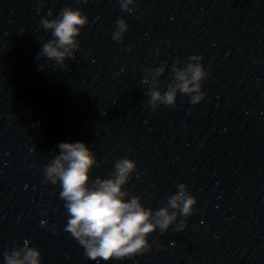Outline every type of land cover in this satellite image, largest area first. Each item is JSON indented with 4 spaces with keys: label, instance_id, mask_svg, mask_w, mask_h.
<instances>
[{
    "label": "water",
    "instance_id": "1",
    "mask_svg": "<svg viewBox=\"0 0 264 264\" xmlns=\"http://www.w3.org/2000/svg\"><path fill=\"white\" fill-rule=\"evenodd\" d=\"M68 7L89 24L76 59L60 66L39 57L53 38L40 22ZM133 7L0 0V264L25 240L42 264H264V0H137ZM119 19L129 25L122 42L112 39ZM192 55L203 56L209 73L206 99L193 105L179 94L174 107H149L144 69L168 66L164 92L172 66ZM76 142L96 155L93 180L111 178L119 159L134 160L138 171L125 190L146 208L166 206L186 184L198 201L187 228L157 230L151 251L122 261L86 258L65 231L61 188L45 183L43 171L60 143Z\"/></svg>",
    "mask_w": 264,
    "mask_h": 264
},
{
    "label": "clouds",
    "instance_id": "2",
    "mask_svg": "<svg viewBox=\"0 0 264 264\" xmlns=\"http://www.w3.org/2000/svg\"><path fill=\"white\" fill-rule=\"evenodd\" d=\"M120 8L127 13L135 11L137 0H118ZM39 11V10H38ZM52 12L47 14L52 16ZM41 26L52 33V39L44 43L39 57L55 61L64 66L69 59H76L80 50L78 38L82 29L89 24V17L81 10L71 7L61 10L55 19H41ZM129 25L124 19L116 21L112 39L122 42ZM160 55V50H156ZM203 56L192 55L180 67L177 60L172 66V82L167 90H160V77L167 65L145 68L148 73L142 84L150 86L148 106L153 110L161 105L174 107L179 94L190 97L193 105L206 99L203 82L209 73L203 64ZM42 70V69H41ZM60 154L44 167L45 183L61 188L60 199L69 217L65 231L70 233L85 250L86 258L93 261H122L134 255L151 251L149 236L160 230L166 233L175 225L177 232L187 228L186 218L196 211L198 201L186 184L177 185L178 191L168 197L166 206L153 210L146 208L142 198L125 190L133 174L138 171L137 163L128 158L115 162L111 178L92 179L91 173L99 166L95 153L83 142L60 143ZM183 216L185 220L177 223ZM42 222V227H47ZM53 231L56 229L53 227ZM6 264H42V253L24 241L22 248L4 253Z\"/></svg>",
    "mask_w": 264,
    "mask_h": 264
}]
</instances>
